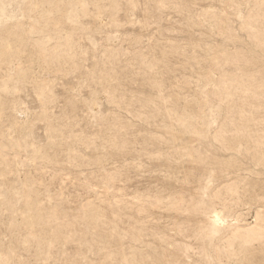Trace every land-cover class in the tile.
<instances>
[{"label":"rangeland","instance_id":"rangeland-1","mask_svg":"<svg viewBox=\"0 0 264 264\" xmlns=\"http://www.w3.org/2000/svg\"><path fill=\"white\" fill-rule=\"evenodd\" d=\"M0 264H264V0H0Z\"/></svg>","mask_w":264,"mask_h":264},{"label":"bare ground","instance_id":"bare-ground-1","mask_svg":"<svg viewBox=\"0 0 264 264\" xmlns=\"http://www.w3.org/2000/svg\"><path fill=\"white\" fill-rule=\"evenodd\" d=\"M216 219V218H215ZM214 220V219H213ZM219 221H220V219H219Z\"/></svg>","mask_w":264,"mask_h":264}]
</instances>
